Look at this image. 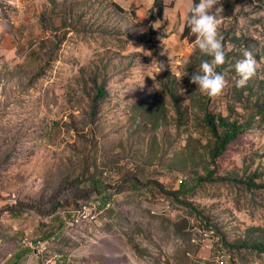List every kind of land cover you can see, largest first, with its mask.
<instances>
[{
  "label": "rangeland",
  "instance_id": "1",
  "mask_svg": "<svg viewBox=\"0 0 264 264\" xmlns=\"http://www.w3.org/2000/svg\"><path fill=\"white\" fill-rule=\"evenodd\" d=\"M164 2L0 0V247L38 264H264V122L214 165L204 118L249 119L264 58L236 88L230 37L264 51V0L221 9L233 53L215 98L190 83L210 60L184 33L193 0Z\"/></svg>",
  "mask_w": 264,
  "mask_h": 264
},
{
  "label": "trees",
  "instance_id": "2",
  "mask_svg": "<svg viewBox=\"0 0 264 264\" xmlns=\"http://www.w3.org/2000/svg\"><path fill=\"white\" fill-rule=\"evenodd\" d=\"M242 0H217L216 7H219L223 11V15L225 17H237L236 15V10L238 6L240 5ZM249 1H258V0H249ZM199 3V0H193V6L195 4ZM117 8H120L118 5H116ZM192 6V7H193ZM166 7V4L164 0H154V6L153 10L155 13H158L161 15ZM121 9V8H120ZM190 14V10L187 13V17ZM184 33L188 35L190 33V30L187 26V20L185 23V29ZM220 33V32H219ZM222 36V44H223V50L226 51L225 47V40H227V37L230 35H226L225 32L220 34ZM192 40L194 41L195 37L193 35L190 36ZM230 42L235 45V46H240L243 48L244 51L241 53H235L240 54L239 59L243 58V53L245 51L251 52V54H254L256 58L262 60L264 58V51L259 52L256 51L255 45H254V40L252 37H248L244 34L238 36V35H233L230 37ZM228 41V40H227ZM233 53V51H226L225 52V62L223 65H220L216 68L219 72H221V69H225V65L227 64V60H232L230 55ZM201 54V53H200ZM251 81H249L250 83ZM248 83L247 88L249 91L250 84ZM255 94V101L253 103V111L249 115V119L245 122H241L237 119H230L227 117H224L220 114H212L211 112L205 110V122L211 131L213 137H214V144L212 148L210 149V155H211V162L215 165L216 160L218 159L219 156H221L228 145L234 141L240 134L245 132L250 126H252L255 122L260 120L261 122H264V75L263 77L259 80V83L255 85L254 88ZM98 96H104L105 90L102 87H98ZM174 98L176 96L174 95ZM244 98V97H243ZM247 101H249L250 95H247ZM177 109L178 111H181L180 105L177 104ZM182 112H180V115H182ZM179 119V118H178ZM180 120V119H179ZM212 171L207 172V176L204 178L202 176H199L198 182L203 181L204 179H212ZM222 179H226L227 177H221ZM213 180V179H212ZM216 180V178L214 179ZM235 180V179H233ZM248 185L254 186L256 183L253 181V179H248L246 180ZM198 184V183H197ZM186 189L185 184L183 181L181 182V187L178 190V192H175L173 194H179L180 192L184 191ZM254 247L259 249V250H264V241H258L253 243Z\"/></svg>",
  "mask_w": 264,
  "mask_h": 264
},
{
  "label": "clouds",
  "instance_id": "3",
  "mask_svg": "<svg viewBox=\"0 0 264 264\" xmlns=\"http://www.w3.org/2000/svg\"><path fill=\"white\" fill-rule=\"evenodd\" d=\"M217 0H199L190 9L187 17V26L190 34L195 37L194 45L200 53L210 58L202 60L199 71H194L190 76V83L196 85V89L209 98H215L221 94L225 87L223 74L216 68L225 62L222 36L218 31V15L221 8L216 7ZM215 8V12H213ZM163 55V53H161ZM236 88H243L255 74V61L249 51L243 53V58L234 65Z\"/></svg>",
  "mask_w": 264,
  "mask_h": 264
},
{
  "label": "crops",
  "instance_id": "4",
  "mask_svg": "<svg viewBox=\"0 0 264 264\" xmlns=\"http://www.w3.org/2000/svg\"><path fill=\"white\" fill-rule=\"evenodd\" d=\"M3 239L0 237V246L4 244ZM36 250L30 253L28 248H12L5 249L0 247V264H38L35 258Z\"/></svg>",
  "mask_w": 264,
  "mask_h": 264
}]
</instances>
